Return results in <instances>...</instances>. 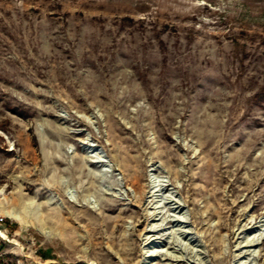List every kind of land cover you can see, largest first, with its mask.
Masks as SVG:
<instances>
[{
    "label": "rangeland",
    "instance_id": "rangeland-1",
    "mask_svg": "<svg viewBox=\"0 0 264 264\" xmlns=\"http://www.w3.org/2000/svg\"><path fill=\"white\" fill-rule=\"evenodd\" d=\"M0 230V264H264V0H0Z\"/></svg>",
    "mask_w": 264,
    "mask_h": 264
},
{
    "label": "bare ground",
    "instance_id": "bare-ground-1",
    "mask_svg": "<svg viewBox=\"0 0 264 264\" xmlns=\"http://www.w3.org/2000/svg\"><path fill=\"white\" fill-rule=\"evenodd\" d=\"M243 149V148H242ZM254 158V157H253ZM228 161V160H227ZM254 161V160H253ZM253 163V162H252ZM166 186V185H165ZM160 189H165L164 188V186H161L160 187ZM155 193L153 192L152 193V195H154ZM170 198H172V197H170ZM174 199V198H173ZM173 199H170V200H168V201H166V205L168 204L169 205V209H171V210H174V211H180L181 209H182V205H183V203H181V202H179V201H176L175 200V203L173 204V205H171V202L173 201ZM176 220H178L180 223H182V222H186L187 221V219H184V218H177ZM252 227V226H251ZM1 231V230H0ZM184 232H186V231H184ZM259 241L257 240V238H253V239H250V240H248L247 242H245L244 243V245L245 246H252V245H254V244H256V243H258ZM162 252V251H161ZM247 252H250V251H247V250H244V254L245 253H247ZM152 253H154V251H152ZM156 253V252H155ZM164 253H166V252H164ZM169 258V257H168ZM244 264V263H243Z\"/></svg>",
    "mask_w": 264,
    "mask_h": 264
}]
</instances>
